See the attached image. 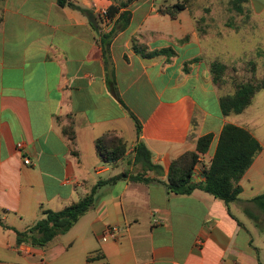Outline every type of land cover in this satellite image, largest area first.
Returning a JSON list of instances; mask_svg holds the SVG:
<instances>
[{
    "label": "crops",
    "instance_id": "0c3cea01",
    "mask_svg": "<svg viewBox=\"0 0 264 264\" xmlns=\"http://www.w3.org/2000/svg\"><path fill=\"white\" fill-rule=\"evenodd\" d=\"M125 1L0 0V213L9 226H0V264H264V209L251 201L264 193V119L245 116L264 89L242 113L222 114L219 97L233 88L213 81L210 63L228 65L220 42L241 31L196 28L194 18H210L216 6L225 16L264 18V0H215L200 14L190 6L174 19L162 15L179 28H157L156 7L164 0H134L103 26L99 9ZM124 10L130 20L111 38L106 68L101 35ZM248 29L253 46L261 45L264 28ZM69 118L74 145L63 132ZM226 123L249 130L261 145L230 204L200 189L175 195L156 181L131 178L137 141L162 170L146 176L165 180L172 160L212 134L191 178L203 183ZM107 131L127 145L125 156L110 163L96 144ZM124 172L98 187L92 207L64 234L43 247L16 243L14 230L32 225L41 210H61L99 180ZM112 226L116 238L102 240Z\"/></svg>",
    "mask_w": 264,
    "mask_h": 264
},
{
    "label": "trees",
    "instance_id": "16d2710c",
    "mask_svg": "<svg viewBox=\"0 0 264 264\" xmlns=\"http://www.w3.org/2000/svg\"><path fill=\"white\" fill-rule=\"evenodd\" d=\"M59 5H64L66 0H57ZM134 0H126L117 5H111L106 14L108 18L113 17L120 7L126 6ZM195 0H174L173 3L166 6L157 7V12L162 15H168L175 18L179 12L193 5ZM240 3V2H238ZM73 7V4H70ZM237 11L242 13L240 7ZM130 20V12L122 11L115 22L114 29L101 35V46L104 64L106 68L110 63L109 45L111 38L120 30L124 29ZM231 25V24H230ZM98 27V26H97ZM235 29H239L235 25ZM256 64L248 61L245 66H251L255 71ZM227 65L219 60H212L210 63V72L215 83H230L233 91L219 97V106L223 115L237 114L248 107L255 95L261 89H264V76L260 81L247 79L246 81L237 80L232 77L230 81L225 78ZM110 89L113 94L120 99L115 88L113 79H109ZM135 120L137 134L140 130L139 121ZM71 144L74 145V130L72 119L69 118L68 125L63 129ZM212 140V134H206L197 139L196 150L186 151L172 160L165 180L146 176L152 171L156 174L161 173V167L153 164L151 152L142 141H137L133 149V166L135 175L133 180L143 181L145 183L158 182L165 186L167 191L175 195L190 194L194 189H200L213 197L222 200L226 205L237 199L241 190L239 181L245 171L251 165L254 157L261 151V145L249 132V130L226 123L218 138L217 146L211 157L207 168L203 169L204 182L193 183L191 181L192 172L195 164L198 162L199 153H205ZM97 149L100 158L104 162H115L125 156L127 145L123 138L117 136L113 131H107L96 139ZM128 176V173H120L105 180H99L90 191L79 200L72 202L61 210H41L40 217L24 230H14L16 233V243H25L34 247H43L55 237L67 232L77 220L86 213L93 205L94 195L99 186L111 184L120 178ZM257 205L264 209V193L254 196L251 199ZM0 226L9 228L3 223L0 213ZM264 235V231H263Z\"/></svg>",
    "mask_w": 264,
    "mask_h": 264
},
{
    "label": "rangeland",
    "instance_id": "374dc122",
    "mask_svg": "<svg viewBox=\"0 0 264 264\" xmlns=\"http://www.w3.org/2000/svg\"><path fill=\"white\" fill-rule=\"evenodd\" d=\"M171 2L172 0H164V2L159 4L157 7L166 6L168 4H171ZM209 2H211L215 6L217 4L215 0H195L194 4L191 5V10L199 14L203 10L206 12V6ZM201 6L203 7V10L200 9ZM216 8L215 9L217 10V13H213L210 18H207L206 16L199 17V15L194 18L196 28H235V25L239 26V29L237 30L238 32L241 31L240 33L230 34L220 42L222 45V49H224L223 53L221 54V59L228 64L225 71V77L234 76L237 80L240 81H246L247 79L260 81L261 79L258 78L260 76H264V53H259L262 49H264V29H260L259 32V35H261L262 37V41L260 42L261 45L254 47V40L252 37H250V35H248V28H264V18H251L245 15L239 17L236 14L232 16H225V14L223 13L220 14L217 6ZM207 20L209 21V27H207ZM155 23L157 24V28H179L173 23L172 19H170L168 16H162V14L155 16ZM253 54H255L259 58L257 60L258 64L255 65L256 69L254 72L252 71V69H250L251 66H245V63ZM256 100L257 101L255 103V106L250 109L245 116L256 114L259 116V120L262 121L264 119V91L258 93ZM210 149L212 151V148ZM207 167H204L203 169Z\"/></svg>",
    "mask_w": 264,
    "mask_h": 264
},
{
    "label": "built area",
    "instance_id": "2783aa9c",
    "mask_svg": "<svg viewBox=\"0 0 264 264\" xmlns=\"http://www.w3.org/2000/svg\"><path fill=\"white\" fill-rule=\"evenodd\" d=\"M99 14H100V16L102 18V21H101L102 25L105 26L106 23L109 21L108 16L106 14V10L103 9V8H100L99 9ZM196 172L197 171H195V168H194L193 172H192V177H194L196 175ZM117 231H118V228L116 226H112V227L108 228V230L103 234L102 240L115 239L116 235H117ZM90 258H92V256Z\"/></svg>",
    "mask_w": 264,
    "mask_h": 264
},
{
    "label": "water",
    "instance_id": "95a60500",
    "mask_svg": "<svg viewBox=\"0 0 264 264\" xmlns=\"http://www.w3.org/2000/svg\"><path fill=\"white\" fill-rule=\"evenodd\" d=\"M88 18L94 25H96L97 21H96L95 16L93 15V13H89Z\"/></svg>",
    "mask_w": 264,
    "mask_h": 264
}]
</instances>
